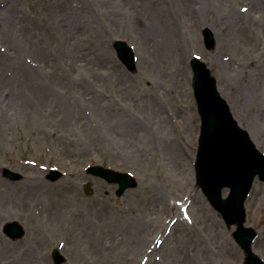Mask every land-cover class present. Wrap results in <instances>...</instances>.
<instances>
[{
  "label": "rangeland",
  "instance_id": "1",
  "mask_svg": "<svg viewBox=\"0 0 264 264\" xmlns=\"http://www.w3.org/2000/svg\"><path fill=\"white\" fill-rule=\"evenodd\" d=\"M203 1L215 23L208 28L220 38L213 49L204 43L208 28L191 26ZM158 2L174 19L170 31L153 27ZM80 4L81 27L69 18ZM8 6L23 23L0 15V264H28L25 253L30 264H54L55 249L65 264H243L235 229L196 184L200 118L190 61L208 65L264 153V0H0V11ZM230 12L237 16L228 22ZM116 40L137 53L135 71L118 59ZM155 103L172 127L163 140ZM142 127L148 142L135 138ZM94 165L139 183L118 198V185L86 174ZM4 168L22 179H5ZM53 168L64 174L54 182ZM23 197L29 204L19 209ZM246 210L264 261L263 181L255 180ZM14 221L25 229L17 241L3 232Z\"/></svg>",
  "mask_w": 264,
  "mask_h": 264
},
{
  "label": "water",
  "instance_id": "2",
  "mask_svg": "<svg viewBox=\"0 0 264 264\" xmlns=\"http://www.w3.org/2000/svg\"><path fill=\"white\" fill-rule=\"evenodd\" d=\"M205 39L208 46H213V36L209 31L205 32ZM115 49L127 68L134 70V53L127 44L117 42ZM192 66L193 87L202 118V135L196 165L197 182L226 223L229 226L237 224L238 229L234 237L245 251V264H263L251 250L257 233L244 226V201L256 175L264 181V155L257 151L248 133L233 119L226 102L218 94L215 79L211 78L206 66L197 60L193 61ZM89 173L103 177L110 183H119L118 196L137 185L129 175H120L99 167L91 168ZM5 177L11 180L21 178L19 174L10 171H5ZM59 177L55 172L50 175L52 181ZM227 187L231 188V195L227 200H222V190ZM86 192L92 193L89 187H86ZM5 231L13 239L23 235V230L17 223H9ZM54 259L55 264L64 262L57 253Z\"/></svg>",
  "mask_w": 264,
  "mask_h": 264
},
{
  "label": "bare ground",
  "instance_id": "3",
  "mask_svg": "<svg viewBox=\"0 0 264 264\" xmlns=\"http://www.w3.org/2000/svg\"><path fill=\"white\" fill-rule=\"evenodd\" d=\"M204 3H205V1H203V2L200 3V5L202 6L200 8V11H199L200 14L199 15H193L190 18V20H191V26H193L194 28L195 27H199V26H203V27H207L208 28L209 27L208 24H211L212 21H213V18L210 17L208 15V13H207V11L210 8H208V6L205 7L204 6ZM153 6L155 8L154 15L156 16L153 27L155 29H157V30H161L163 28H166V29H169V31H170V28L172 27V25L175 24V22H174V19H173V21H171V20H168L166 18V15H165V12H164L165 11L164 4L161 3V2H158V3H154ZM12 10L13 9L8 6L5 9H3L2 11H0V15L2 14L7 21H9V22H11L13 24H21V23H23L22 19H20L14 13H12ZM72 11L74 13H72V16L69 17L71 19V21H73V23L78 22L79 27L83 26L81 21L84 19V16H83V9L81 8V4H80V6H76L75 7V10H72ZM258 14H259V19H261V22L260 23L264 24V10L258 12ZM236 16H237L236 13H231L230 12L229 15H228V17L225 20L228 21V22H230L231 20H234L236 18ZM254 22H257V19H254ZM214 24L215 23H212L213 27H214ZM152 34H153V36L156 35L155 32H152ZM217 39L220 40L219 37L217 38L214 35V40L217 41ZM167 40L169 41L170 46H173L171 44V41H173V43H174V39L172 37V33H171V35L169 36V38ZM168 41H166V42L164 41L165 42L164 43L165 46H166V43H168ZM180 53H181V51H180ZM136 55H137V53H136ZM139 60H140V58L138 59V55H137L136 56V63H138ZM141 60L144 63V59L142 58ZM1 63L2 62L0 61V64ZM2 84H6V83L4 81H1L0 82V86ZM150 106L154 110V112H153L154 113V120L159 125V128H158L159 129V138H161L163 140V139H165L168 136L169 131L172 129V127L168 124V121L162 115L163 113H162V110H161L159 104L157 105V103H155V104H151ZM239 110H241V109H239ZM135 134H136V137H135L136 139H138V140H146L147 142L150 140V137H151L150 134H148L146 131H144L143 127L140 128L139 130H137V133H135ZM126 148L133 155H135V156L138 155V154H136V153H134L132 151V148L130 149L129 144L126 145ZM144 159H147V158H144ZM176 162H178V160ZM178 165H179V167L182 168V170L184 171L185 174H187L189 177L190 176L192 177V174L190 172V169L187 166V162H182V159H179V164ZM28 201L29 200H28L27 197L20 198V201L18 202L19 209H21L23 207H26L27 204H29ZM163 207L165 209L167 208L166 203L163 204ZM63 208L64 207H61V210H63ZM170 209L172 211L174 209V210H176V213H178L175 205L173 206V208L171 207ZM51 214H52L53 218L56 220L57 217H58V212L55 210ZM157 214L158 213L156 211V216H157ZM1 218H3V215H0V221L2 222L3 220ZM90 237L94 238V234L93 233H90ZM139 245H141V244L139 243ZM2 250H3V248L1 247L0 248V252H2ZM29 255H30L29 253H25L23 255V258L26 260L25 262H27L28 264H30V261H31Z\"/></svg>",
  "mask_w": 264,
  "mask_h": 264
}]
</instances>
